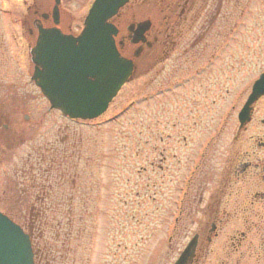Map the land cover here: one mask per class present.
Listing matches in <instances>:
<instances>
[{"label":"rangeland","instance_id":"obj_1","mask_svg":"<svg viewBox=\"0 0 264 264\" xmlns=\"http://www.w3.org/2000/svg\"><path fill=\"white\" fill-rule=\"evenodd\" d=\"M92 2L62 0L63 17L82 24ZM32 3L0 0V113L9 114L18 130L16 141L0 140V210L25 225L37 264H173L187 242L181 227L167 241L170 184L180 183L188 166L178 172L176 160L191 156L205 135H219L217 156L233 137H241V149L250 137H264V98L240 132L237 119L264 72V0H224L221 38L235 22L237 28L215 65L195 82L154 97L157 87L168 86L172 68L178 79L216 45L194 59L181 45L155 67L154 50L145 52L108 110L86 121L52 109L30 80L20 22ZM173 134L186 136L188 144L172 142ZM31 218L34 227L27 223Z\"/></svg>","mask_w":264,"mask_h":264},{"label":"flooded vegetation","instance_id":"obj_2","mask_svg":"<svg viewBox=\"0 0 264 264\" xmlns=\"http://www.w3.org/2000/svg\"><path fill=\"white\" fill-rule=\"evenodd\" d=\"M223 3L224 0H129L111 23L118 31L115 36L118 51L133 61L132 78L145 52L154 50L155 67L158 62L170 60L181 45L184 55L192 59L202 57L201 51H206L207 46L216 45L205 61L178 79L172 68L168 86L157 87L154 97L172 95L176 89L187 87L202 77L215 65L222 54L223 43L231 41L229 35L234 36L237 28L235 22L229 28L230 33L224 35L225 39L221 38ZM54 7L55 0H33L27 7V19L20 24L27 33L29 53L37 43L40 29H59L63 34L74 36L82 30L83 22L77 25L63 17L62 0L57 20L53 15ZM155 82L158 83V79L154 75ZM3 104L0 102V107ZM0 114V140L16 141L15 120H10L7 113ZM3 118L6 123L2 122ZM218 136L205 135L191 156L184 161L178 158L174 164L178 172L188 166L180 183L172 180L170 184L173 207L166 224V229L170 228L167 241H172L179 228H183L187 242L179 255L188 245H194L187 264H264V137L245 140V149L239 148L241 137H233L217 156L213 149ZM168 137L172 142L176 139L175 142L188 144L186 136L182 139L175 138L174 134ZM13 186L12 183L8 187L12 193Z\"/></svg>","mask_w":264,"mask_h":264},{"label":"water","instance_id":"obj_3","mask_svg":"<svg viewBox=\"0 0 264 264\" xmlns=\"http://www.w3.org/2000/svg\"><path fill=\"white\" fill-rule=\"evenodd\" d=\"M57 20L60 0H55ZM128 0H95L77 37L60 31L40 38L32 51L31 79L42 89L52 108L73 119L103 114L133 72L132 61L116 48L117 29L109 22ZM264 96V74L239 113L240 129L251 120L253 105ZM264 123V120H263ZM194 245H188L175 264H187ZM0 264H35L30 235L0 212Z\"/></svg>","mask_w":264,"mask_h":264},{"label":"trees","instance_id":"obj_4","mask_svg":"<svg viewBox=\"0 0 264 264\" xmlns=\"http://www.w3.org/2000/svg\"><path fill=\"white\" fill-rule=\"evenodd\" d=\"M33 219L31 218V222L29 223V222H27L28 224H30L32 227H34V221H32ZM21 226L22 227H24V229H26L25 228V225H23V224H21ZM31 227V228H32ZM28 231V230H27ZM33 248H34V251H35V256L37 257V255H38V251H37V249H36V247L34 246V243H33Z\"/></svg>","mask_w":264,"mask_h":264}]
</instances>
